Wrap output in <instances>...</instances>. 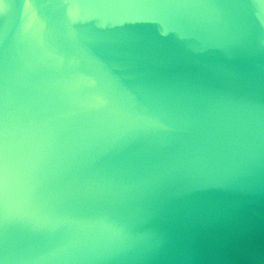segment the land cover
Segmentation results:
<instances>
[{
    "label": "water",
    "instance_id": "obj_1",
    "mask_svg": "<svg viewBox=\"0 0 264 264\" xmlns=\"http://www.w3.org/2000/svg\"><path fill=\"white\" fill-rule=\"evenodd\" d=\"M0 264H264V0H0Z\"/></svg>",
    "mask_w": 264,
    "mask_h": 264
}]
</instances>
